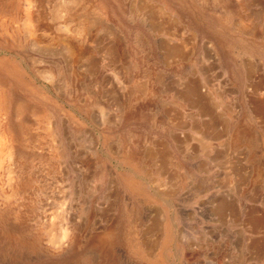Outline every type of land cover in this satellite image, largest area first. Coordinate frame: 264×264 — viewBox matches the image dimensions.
<instances>
[{
	"label": "rangeland",
	"instance_id": "1",
	"mask_svg": "<svg viewBox=\"0 0 264 264\" xmlns=\"http://www.w3.org/2000/svg\"><path fill=\"white\" fill-rule=\"evenodd\" d=\"M263 99L264 0H0V264H264Z\"/></svg>",
	"mask_w": 264,
	"mask_h": 264
},
{
	"label": "bare ground",
	"instance_id": "2",
	"mask_svg": "<svg viewBox=\"0 0 264 264\" xmlns=\"http://www.w3.org/2000/svg\"><path fill=\"white\" fill-rule=\"evenodd\" d=\"M71 4V2H70ZM69 4V5H70ZM68 5V6H69ZM77 5V4H76ZM86 9V8H85ZM85 9L83 11H85ZM70 12V11H69ZM74 14V13H73ZM77 15V14H76ZM72 17V16H71ZM70 17V18H71ZM84 17V18H82ZM30 18V17H29ZM73 18V17H72ZM75 18V17H74ZM78 18V17H77ZM98 18V17H97ZM81 19H84L82 20L83 22H85V20H89L91 21V25L92 23L93 24H97L98 20L93 18L92 16H90L89 14H87V12H83L80 14V17L78 18L79 20V23L81 21ZM77 21V20H76ZM87 22V21H86ZM78 23V24H79ZM82 23V22H81ZM85 24V23H84ZM83 24V26H84ZM89 24V23H88ZM165 24V23H164ZM77 28V27H76ZM86 28V27H85ZM93 28V27H92ZM87 29V28H86ZM85 29V31H86ZM160 29V28H159ZM74 31V30H73ZM76 32V30H75ZM87 32V31H86ZM79 33V31H78ZM83 33V30L82 32ZM84 34V33H83ZM82 34V35H83ZM87 34V33H86ZM80 35V34H79ZM88 35V34H87ZM87 38V37H86ZM81 46V45H80ZM82 47V46H81ZM82 50V49H81ZM84 50V49H83ZM171 51V50H170ZM179 51V50H178ZM177 49L174 50L171 55H175L178 53ZM122 52V51H121ZM81 54V53H80ZM183 54V53H182ZM77 55V54H76ZM182 58H184V56H181ZM69 58V57H68ZM186 58V57H185ZM75 59V58H74ZM127 59V58H126ZM81 60V59H80ZM68 62V61H67ZM84 62V61H83ZM70 63V62H69ZM79 64V63H78ZM89 64V63H88ZM68 65V64H67ZM70 65V64H69ZM91 67V66H90ZM129 67V66H128ZM177 67V66H176ZM58 69V68H57ZM68 69V68H67ZM69 70V69H68ZM250 67H248V71L250 73ZM71 73V72H69ZM51 74V73H50ZM159 74V73H158ZM59 76V75H58ZM61 76V75H60ZM158 76H161V75H158ZM55 77V76H54ZM60 78V77H59ZM66 78V77H65ZM69 79H70V75H69ZM155 79V78H154ZM143 83V82H142ZM149 83V82H147ZM140 84H141V81H140ZM138 85V84H137ZM152 85V84H151ZM161 85V84H160ZM129 86V85H128ZM136 86V85H135ZM147 86V84H146ZM145 86V90H146V87ZM150 87V86H149ZM159 87V86H158ZM161 87V86H160ZM143 86L139 87L138 91L141 92L143 91ZM99 89V88H98ZM132 89V88H131ZM166 89V88H165ZM129 90V89H128ZM137 91V92H138ZM98 93V92H97ZM119 94V93H118ZM177 98L180 99L183 103H185L186 105L190 106L191 108H194V110H196V113H199V114H203V115H208V118L207 121H205L203 123V126L205 127V131L207 133H210V134H215L216 136H219V137H223L226 132L228 131V127H230V123H228L227 120H223V118L221 119L217 114H215L212 110V108H208L207 106L209 105L208 103L205 102L204 100V96L201 94V90L199 88V84H198V81L196 80H189L185 83V86L184 88L177 93ZM95 95V94H94ZM114 99V98H113ZM100 100V99H99ZM119 100V99H118ZM120 101L122 102V100L120 99ZM103 102V101H102ZM120 103V102H118ZM125 104V103H124ZM119 105V104H118ZM117 106V105H116ZM126 106V105H125ZM117 108V107H116ZM124 109V107H123ZM255 110H256V113L260 115V118H262V124L264 125V99L256 104L255 106ZM254 110V111H255ZM182 115V110H180L179 108L177 107H169L165 110V116L166 117H169V116H173L175 117L176 119V123H174L176 126L178 127H182V123L183 121L180 119V116ZM259 117V116H258ZM174 119V118H172ZM260 122V121H259ZM234 125V124H233ZM195 127V126H194ZM218 127V128H217ZM199 129V128H198ZM200 130V129H199ZM204 130V129H203ZM202 130V131H203ZM246 131V130H245ZM228 133V132H227ZM252 134V133H251ZM205 134L202 135V138ZM214 135V136H215ZM206 137H208L207 135L204 137L206 139ZM225 137V136H224ZM253 137V136H252ZM205 139H202L201 142H203V140ZM213 139V138H211ZM210 139V140H211ZM235 139L239 141H246V138L245 136L237 129V132H236V135H235ZM209 140V139H208ZM251 140V139H250ZM257 141H258V138H257ZM164 143V142H162ZM162 143H157L156 144V148H155V151L154 152H151V153H155V156L154 157H157L159 158V160L161 161L160 164L158 165L159 166V169L160 172L162 173L161 175L163 176H167L168 177V180H180L182 177H183V172L182 170L176 165L177 163H172L171 162V159H170V154L168 153L166 147L164 144ZM205 143V141H204ZM204 143H202L204 145ZM2 144V143H1ZM0 144V145H1ZM4 145V143H3ZM15 148H17V146H14ZM3 149V147H2ZM14 152V151H13ZM12 153V152H11ZM13 156V155H12ZM16 156V155H15ZM14 158V156H13ZM16 159V158H15ZM174 161V160H173ZM17 164V163H16ZM169 164V166H168ZM157 166V167H158ZM235 169H239L238 166L235 167L233 166ZM157 171V170H156ZM186 172V171H185ZM183 173V174H182ZM185 177V176H184ZM140 178V177H139ZM143 179V178H142ZM112 180V179H111ZM145 180V179H143ZM182 181V180H181ZM110 182V181H109ZM175 182V181H174ZM146 184V183H145ZM173 184V182H172ZM171 185V184H170ZM169 185V186H170ZM175 185V183H174ZM171 191V189H170ZM164 192V191H163ZM144 193V192H143ZM154 227H156V223L154 222L151 227L149 228V231H154ZM7 230V229H6ZM148 231V232H149ZM135 232V231H134ZM9 233V232H8ZM101 233V232H100ZM99 233V234H100ZM137 234V233H136ZM116 235H117V231H115L113 228H105V230L103 231L102 234L99 235V238L102 239L103 243H106L109 241H111L112 239L115 240L116 238ZM112 240V242H114ZM141 241V240H140ZM111 242V243H112ZM145 244V242H144ZM110 245V244H109ZM113 245V244H112ZM115 245V244H114ZM105 246V245H104ZM137 249V248H136ZM159 253V252H158ZM157 254V253H156ZM154 256V255H153ZM156 257V256H155Z\"/></svg>",
	"mask_w": 264,
	"mask_h": 264
}]
</instances>
